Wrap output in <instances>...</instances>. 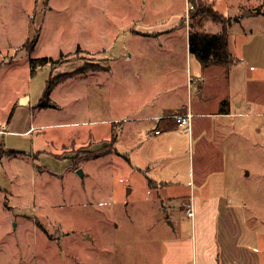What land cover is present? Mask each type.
Returning a JSON list of instances; mask_svg holds the SVG:
<instances>
[{
    "label": "rangeland",
    "instance_id": "rangeland-1",
    "mask_svg": "<svg viewBox=\"0 0 264 264\" xmlns=\"http://www.w3.org/2000/svg\"><path fill=\"white\" fill-rule=\"evenodd\" d=\"M131 1L0 0V123L14 101L33 105L46 82L59 79L51 91L53 104L34 111L36 130L12 136L13 148L26 156H11L0 167V264H161L178 256L182 264H222V253L229 264H249L235 263L233 254L244 251L230 243V224L220 250L216 214L192 204L188 218L175 206L168 221L164 208L145 192L148 178L131 171V163L137 164L131 148L134 126L153 122L137 117L176 102L201 113L167 142L180 177L188 179L191 169L198 177L222 170L211 171L204 186L227 194L242 220L237 245L252 249L257 264H264L263 24L251 18L256 32H233V52L242 59L248 54L256 68L203 69L214 83L205 80L200 97L198 86L187 87L201 68L185 52L182 34L190 28L191 2L149 0L164 24L182 15L169 25L166 32L175 35L164 44L157 36L133 35L138 27L128 17ZM240 1H215L213 9L237 12ZM246 6L264 16V0ZM203 16L210 17L199 15L197 25ZM42 56L50 62L31 74L29 59ZM219 97L223 101L217 104ZM225 97L245 104L231 115H216L229 110Z\"/></svg>",
    "mask_w": 264,
    "mask_h": 264
},
{
    "label": "crops",
    "instance_id": "crops-1",
    "mask_svg": "<svg viewBox=\"0 0 264 264\" xmlns=\"http://www.w3.org/2000/svg\"><path fill=\"white\" fill-rule=\"evenodd\" d=\"M189 0H186V3H188ZM215 1L220 0H195V3L197 7H204L209 4L214 5ZM223 1V0H222ZM232 0H226V3H230ZM251 0H241L239 2L238 11L236 12H229L224 13L225 16H231L232 20L229 26V50L231 51L232 55H234V61L230 65H219L224 68V72L230 73L232 69H236L239 66L243 65L244 67L254 69L256 68L255 63H257L256 60H248L247 57L248 54H246V58H238L237 55L233 52V32L236 29H239V32L241 34H246L249 31H254L252 28L251 23L253 22L251 18H255L256 21L260 22L264 26V16L261 14V11H258L256 8H250L246 5L250 3ZM133 3V4H130ZM186 3L185 7L186 8ZM219 3V2H218ZM231 4V3H230ZM140 5V6H139ZM248 7L249 9H247ZM139 9V10H137ZM150 9L152 11V14L150 12ZM139 13L137 15V12ZM128 13L132 20V22L135 24L136 28L135 30H132L133 35L142 36V37H155L161 38L158 39L165 44L170 40V37L175 35L173 33L174 31L166 32L170 27L169 25H174L176 21H178L182 15L178 14L175 17L174 21H171L169 24H164V17L160 18V14L158 12V8L156 6L149 7V0H132L129 2L128 6ZM152 17V21H151ZM250 18V19H247ZM141 21V22H139ZM139 22L138 24H136ZM207 23H210L212 26H209ZM204 24H206V27H204ZM172 25V26H173ZM140 26V27H139ZM199 30L207 31L215 33L217 31H220L222 29V25H220L218 22L213 21L210 17H205L199 21L198 23ZM241 26V31L240 27ZM156 30L155 35H147L145 32L147 31H154ZM175 30V29H174ZM135 31V32H134ZM136 32H141L136 33ZM183 40L187 44V49L185 52L192 56L189 52V43L187 41L188 39V32L182 33ZM261 37L264 39V31L260 32ZM161 36V37H160ZM242 44V42H241ZM247 45V44H246ZM243 46V45H242ZM261 48V47H260ZM253 53L255 56H258V50L253 47H250L248 51L250 53ZM259 52H261V49H259ZM169 54V53H168ZM245 56V55H243ZM199 63V62H198ZM201 68H197L198 72L196 75H193L190 79L188 78L187 81V87L190 84H194L199 87L198 89V95L201 97L204 93V87L203 83L205 80H207L208 85H213L214 83V76L211 75L208 79L206 78L207 74L203 69H208L212 71L216 65H208L203 66L201 63H199ZM210 68V69H209ZM246 69V68H245ZM206 74V75H204ZM254 74V73H253ZM202 88V89H201ZM52 91V89H51ZM189 91V89H188ZM50 99L51 93H50ZM224 97V96H223ZM41 98V97H40ZM39 98V99H40ZM226 103L228 104V109L223 108L222 110L217 111L215 113L216 115H231L232 113H235L232 110L239 109L241 106L245 104L244 101L238 100L237 97H225ZM39 101V100H38ZM38 101L31 105L30 103L26 104H18L16 101L13 102V112L12 115H10L11 109L8 111L9 115L7 117L6 121H3L0 123V167H4V163L11 159V156L20 157L23 159L24 156H26V152L23 150H18L16 148H13L15 142L12 141V136H20L31 134L36 129V123L33 121L34 111L37 109ZM222 100V97H219L217 99V104L220 103ZM49 104H53V100L51 102L49 101ZM231 105V108H230ZM232 111V112H231ZM189 112L190 116L201 114L199 112H195L192 108L189 110L186 108V106L183 103L176 102L174 104V107L170 108V106H166L162 112L152 113L150 115H144L142 117H137L139 120L145 119V120H152L153 122H150V124H147L144 126H138L139 124H136L134 126V144L131 148L134 150V156L136 165L134 163H131V171L132 172H138L141 175H145L148 178L147 185L145 186V192L148 196L153 197L154 202L157 203V205H161L160 207L164 208L167 212L166 214H161L162 217L169 219V216L175 212L174 210L178 209L185 211L187 214V209L189 206H191L193 210V206L198 208L199 210L202 209L203 211H207L208 214H216L215 220H216V239L219 244L220 250L222 249V239L225 237L224 230L227 229V226L230 224L231 226V232L228 234V238L230 240V243L233 244L234 249H242L244 251H238L235 254V263L236 262H249V264H257V257L256 253L251 249H247L244 247H240L237 245V239L240 238V230H241V221L239 214L237 212L236 206L232 205V202L230 201V198L225 194V192H219V193H212L207 192V188H205L204 184L208 182L209 179V173L211 171L219 172L222 171L220 168L218 169H212L204 171V176H196L194 170H190L191 173H189L188 179H183L180 177L181 171L180 166H178L177 161H173L174 158H176L173 155L174 149H171L167 146V142L171 139L172 132H175V130L179 129L180 124L176 122V119L174 115L177 114H185ZM32 117H31V116ZM26 116H28V121H26ZM190 124V123H189ZM190 127V126H189ZM189 129V128H188ZM190 130V129H189ZM62 145V144H61ZM59 156V154H57ZM35 157V154L33 153V156ZM40 155L38 156V158ZM37 158V159H38ZM34 159V158H33ZM174 162V163H173ZM130 163V161H129ZM43 165V164H40ZM46 166V165H43ZM47 168V166H46ZM77 172V169H76ZM133 188H129L128 191L132 190ZM193 204V206H192ZM169 207V208H168ZM160 217V216H159ZM188 218H192V216H188ZM168 221H171L170 219ZM180 250V247L173 248V250ZM222 264H229V260H227L222 253L221 256ZM179 260H182L181 257H176L175 259H171L168 261H164L161 264H182ZM219 260V257H218ZM221 261L219 262V264Z\"/></svg>",
    "mask_w": 264,
    "mask_h": 264
},
{
    "label": "trees",
    "instance_id": "trees-1",
    "mask_svg": "<svg viewBox=\"0 0 264 264\" xmlns=\"http://www.w3.org/2000/svg\"><path fill=\"white\" fill-rule=\"evenodd\" d=\"M191 2L192 8L194 10H189V21L188 26V43H189V52L192 56H194L199 63L202 65H230L234 61V55H232L231 51L229 50V26L231 23V19L227 18L223 13L219 10L213 9L212 4H209L207 7H199L195 3V0H189ZM209 15L213 21L218 22L222 25V29L215 33L207 32L203 30H199L196 18L202 14ZM39 31L36 32L33 38L30 40V44H35L38 39ZM29 45V50L32 49V46ZM49 57L42 56V57H35L30 58V73L34 74L35 70L38 66H43L46 63L50 62ZM59 79L55 78L50 81V79L46 82V86L44 88V92L42 97L39 99L38 104L39 106H48L50 101V93L51 89L56 85ZM13 109L10 112L12 115ZM1 157V156H0Z\"/></svg>",
    "mask_w": 264,
    "mask_h": 264
},
{
    "label": "built area",
    "instance_id": "built-area-1",
    "mask_svg": "<svg viewBox=\"0 0 264 264\" xmlns=\"http://www.w3.org/2000/svg\"><path fill=\"white\" fill-rule=\"evenodd\" d=\"M191 7V6H190ZM174 117L176 118V122L180 125H187L190 123V113L187 112L185 114H177V115H174ZM193 214V210L191 208V206H189V208L187 209V215L190 217L192 216Z\"/></svg>",
    "mask_w": 264,
    "mask_h": 264
},
{
    "label": "water",
    "instance_id": "water-1",
    "mask_svg": "<svg viewBox=\"0 0 264 264\" xmlns=\"http://www.w3.org/2000/svg\"><path fill=\"white\" fill-rule=\"evenodd\" d=\"M77 174L80 175V176H83V170H82V168H78L77 169Z\"/></svg>",
    "mask_w": 264,
    "mask_h": 264
}]
</instances>
